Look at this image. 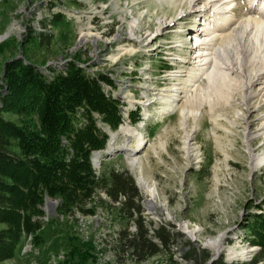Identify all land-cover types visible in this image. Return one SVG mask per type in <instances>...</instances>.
<instances>
[{
  "label": "rangeland",
  "instance_id": "rangeland-1",
  "mask_svg": "<svg viewBox=\"0 0 264 264\" xmlns=\"http://www.w3.org/2000/svg\"><path fill=\"white\" fill-rule=\"evenodd\" d=\"M179 1L0 0V95L7 91L8 75L19 69L11 65L15 61L48 75L79 59L82 69L114 81V86L102 82V89L123 104L117 131L110 133L99 123L112 148L96 160L98 166L91 165L100 187L82 204L62 195L45 198L41 216L34 217L40 224L37 239L23 238L12 258L0 264H245L254 257L258 247L251 245L244 227L254 226V215L264 207V164L252 168L250 160L264 155V130L259 131L264 121H257L264 111H254L262 102L240 106L239 82L230 91L224 82L209 96L205 78L189 86L195 74L192 66L187 68L191 54L182 28L193 24L198 6ZM235 4L254 11L261 7L244 0ZM209 11L204 12L206 20ZM181 13L186 15L178 20ZM243 13L238 10L234 16ZM173 43L178 45L173 56L165 55V45ZM173 63L177 66L170 67ZM180 85L184 94L175 93ZM171 102L176 106L169 108ZM136 110L139 121L131 124L128 113ZM182 110L194 117L183 119ZM0 111L2 119L17 127L33 126L29 112L2 111L1 98ZM247 123L254 124L249 143ZM140 135L146 144L135 146ZM134 158L138 163L131 168ZM112 171L132 177L148 236L154 239L152 231L159 226L176 235L167 252L144 261L122 252L118 234H133L135 225L117 209L118 203L110 202L106 189ZM47 203L54 205L47 208ZM215 240L217 248L211 245Z\"/></svg>",
  "mask_w": 264,
  "mask_h": 264
},
{
  "label": "trees",
  "instance_id": "trees-1",
  "mask_svg": "<svg viewBox=\"0 0 264 264\" xmlns=\"http://www.w3.org/2000/svg\"><path fill=\"white\" fill-rule=\"evenodd\" d=\"M79 63V59L71 60L48 75L21 61L11 64L19 69L6 78L7 91L0 95L2 111L29 112L33 126L20 128L0 117V263L12 258L23 238L37 239L40 224L34 217L41 216L45 198L62 195L71 203L82 204L100 187L91 155L106 149L108 136L99 123L117 131L123 104L102 89V82L114 86V81L92 75ZM128 118L136 124L138 110L130 111ZM108 184L111 204L118 203L123 216L134 220L133 234H118L122 252L137 261L167 252L176 235L159 226L152 231L154 239L148 236L140 195L128 172H110ZM253 221L254 226L244 228L258 250L245 264H259L264 259V207Z\"/></svg>",
  "mask_w": 264,
  "mask_h": 264
},
{
  "label": "bare ground",
  "instance_id": "bare-ground-1",
  "mask_svg": "<svg viewBox=\"0 0 264 264\" xmlns=\"http://www.w3.org/2000/svg\"><path fill=\"white\" fill-rule=\"evenodd\" d=\"M168 1V0H163ZM187 3L188 5L198 6L194 11L195 14L201 16V21L206 20V12L207 9H211L213 18L212 30L210 33H204L201 37L198 30H194L192 33H187V37H190V50L188 51L191 56H189V61L183 62L187 63V68L189 66L191 71H194L195 78L190 82V87H194L192 82H198L202 78H205L208 86L206 88L207 96H209L210 91H214L217 93V86L224 84H228L226 87L228 91L232 90L234 85H238L240 93L239 98L236 100L240 106L248 107V105L254 101L259 100L260 103L256 110L254 111H264V0H244L247 5H251L252 7L260 5V9L254 11V9L244 8V6L236 7L235 4L237 0H180L179 3ZM200 1L199 3H197ZM178 3V4H179ZM236 10H232L235 8ZM256 8V7H255ZM240 10L244 11L243 15L240 18L236 19L234 14ZM259 10V11H258ZM186 15V14H185ZM189 15V14H188ZM197 15V16H198ZM217 16V18H216ZM217 19H219L217 21ZM133 22V21H132ZM210 23H208L209 25ZM169 26V25H168ZM166 26L163 28L166 31L168 28ZM133 26H131V29ZM209 29V28H208ZM191 34V35H190ZM2 38V37H1ZM0 38V40H2ZM203 39L202 42H195L196 39ZM207 41V43H204ZM165 47H168L165 45ZM177 47V46H175ZM174 46H170L172 50L175 48ZM187 48V47H186ZM168 56H173L171 52L167 53ZM182 61V60H180ZM174 62V60H172ZM176 62V61H175ZM172 66H177L176 63H173ZM174 76V75H173ZM196 84V83H195ZM188 86V85H187ZM236 86V87H238ZM179 91L175 92L178 94H184V90L181 89V85L178 86ZM223 87V86H222ZM221 89H224L222 88ZM220 88V87H219ZM230 89V90H229ZM237 89V88H236ZM226 90V89H225ZM220 91V90H219ZM225 92L228 96L229 92ZM224 93V92H223ZM175 96V94H174ZM218 96V94H216ZM164 97H169L165 95ZM177 98V97H175ZM220 99L227 103L228 99H224L220 97ZM170 100V99H169ZM235 101V102H236ZM170 102V101H168ZM232 102H234L232 100ZM236 104V103H235ZM171 102L169 108L175 107ZM210 110L212 111L211 106ZM249 110V109H248ZM183 119L187 120L189 117H194V112L182 110L181 113ZM214 120L216 119V115L211 114ZM241 117V116H240ZM237 121H243L246 123L245 118H237ZM264 121V114L257 121ZM184 124V123H183ZM248 132L244 136L246 141L249 143L254 138H252V133L250 132V124ZM125 130V128H121ZM264 130V123L261 124V128L259 131ZM141 136L137 139V145L135 146H144L146 143L142 140ZM146 138V137H145ZM139 140V142H138ZM187 143V149L190 148L189 142L190 139L185 140ZM110 148L106 144V149L95 153L91 158V165L98 166L99 161L111 151ZM134 150V149H133ZM128 151V150H125ZM99 160V161H96ZM252 168H256L264 164V155H254L250 157ZM137 158L132 159L129 164L131 168H135L137 165ZM140 171V168H139ZM140 185H144L143 178L139 176ZM54 203H47V208H52ZM149 209L152 210L154 208V203L149 200ZM213 247H218L219 240H215L211 242Z\"/></svg>",
  "mask_w": 264,
  "mask_h": 264
},
{
  "label": "built area",
  "instance_id": "built-area-1",
  "mask_svg": "<svg viewBox=\"0 0 264 264\" xmlns=\"http://www.w3.org/2000/svg\"><path fill=\"white\" fill-rule=\"evenodd\" d=\"M90 73V72H89Z\"/></svg>",
  "mask_w": 264,
  "mask_h": 264
}]
</instances>
